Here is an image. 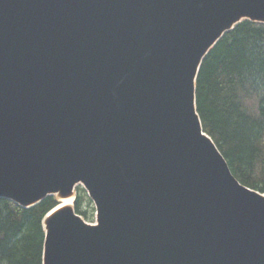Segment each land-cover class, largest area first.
<instances>
[{"label":"water","instance_id":"1","mask_svg":"<svg viewBox=\"0 0 264 264\" xmlns=\"http://www.w3.org/2000/svg\"><path fill=\"white\" fill-rule=\"evenodd\" d=\"M264 0H0V198L43 218L44 264H264V194L197 112L201 64ZM75 199V198H74Z\"/></svg>","mask_w":264,"mask_h":264},{"label":"trees","instance_id":"2","mask_svg":"<svg viewBox=\"0 0 264 264\" xmlns=\"http://www.w3.org/2000/svg\"><path fill=\"white\" fill-rule=\"evenodd\" d=\"M197 112L235 177L264 193V23L245 19L205 56L197 77ZM51 195L24 207L0 198V264H44V216ZM76 213L95 221L87 190L76 186Z\"/></svg>","mask_w":264,"mask_h":264},{"label":"bare ground","instance_id":"3","mask_svg":"<svg viewBox=\"0 0 264 264\" xmlns=\"http://www.w3.org/2000/svg\"><path fill=\"white\" fill-rule=\"evenodd\" d=\"M73 202H74V195L65 198H60L59 208L63 206H71Z\"/></svg>","mask_w":264,"mask_h":264},{"label":"rangeland","instance_id":"4","mask_svg":"<svg viewBox=\"0 0 264 264\" xmlns=\"http://www.w3.org/2000/svg\"><path fill=\"white\" fill-rule=\"evenodd\" d=\"M74 206V205H73ZM82 218H83V216H82ZM88 223H91V224H94V223H96L97 222V219H95V221H93V222H91V221H88V220H86Z\"/></svg>","mask_w":264,"mask_h":264}]
</instances>
